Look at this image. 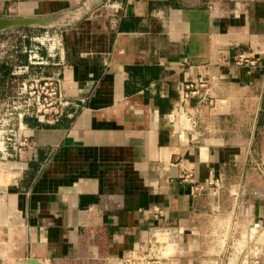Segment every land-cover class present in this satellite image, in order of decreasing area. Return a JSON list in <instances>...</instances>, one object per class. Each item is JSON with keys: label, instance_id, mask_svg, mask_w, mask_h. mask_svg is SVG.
<instances>
[{"label": "crops", "instance_id": "obj_1", "mask_svg": "<svg viewBox=\"0 0 264 264\" xmlns=\"http://www.w3.org/2000/svg\"><path fill=\"white\" fill-rule=\"evenodd\" d=\"M6 19L17 25L0 43L65 31L66 60L31 70L75 100L54 125L26 121L38 152L12 191L25 228L8 232V253L106 264L171 227L167 263L264 264V0H0ZM201 82L215 105L193 140L172 114L179 85ZM13 89L2 64L0 99ZM211 176L223 179L213 205ZM254 224L259 255L234 253Z\"/></svg>", "mask_w": 264, "mask_h": 264}, {"label": "built area", "instance_id": "obj_2", "mask_svg": "<svg viewBox=\"0 0 264 264\" xmlns=\"http://www.w3.org/2000/svg\"><path fill=\"white\" fill-rule=\"evenodd\" d=\"M15 35H18L19 41L9 39L0 43V65L10 68L14 86L10 96L0 99V231L20 229L24 225V219L21 224L19 211L11 208V186L14 185L13 182L16 188L18 187L29 162L37 158L38 147L33 141V130L28 126L27 119H34L38 124L54 125L65 117L67 109L75 104V100L62 91L58 76L43 77L32 74L31 70L46 67L50 61L57 58L66 60L65 31L54 28L39 35H29L25 32H17ZM43 52L46 57L42 55ZM21 54L27 57L26 64L20 63ZM206 86L207 83L201 82L199 85L181 83L178 87L179 100L172 116L178 130L189 132L193 140L201 135L205 123L204 111L215 105L211 96L201 92ZM193 100H196L194 106L191 104ZM254 170L264 182V162L255 163ZM208 187V200L210 205H213L220 199L223 179L211 176ZM200 192L199 187L194 188L195 196ZM248 227L242 239L237 240L238 236H234L236 240L232 242V246L236 245V249L232 251L235 253L238 250L240 254L244 253L246 258L257 257L262 250L263 244L259 240L263 236V227L259 224ZM208 236L220 239V235L209 233ZM178 237L179 232L174 228H152L145 245H139L125 257L108 261L106 264H171L167 263L171 255H166V251L173 238L176 243L172 247H176ZM48 262L47 258L12 255L0 242V264Z\"/></svg>", "mask_w": 264, "mask_h": 264}, {"label": "rangeland", "instance_id": "obj_3", "mask_svg": "<svg viewBox=\"0 0 264 264\" xmlns=\"http://www.w3.org/2000/svg\"><path fill=\"white\" fill-rule=\"evenodd\" d=\"M2 21V20H1ZM5 21H11V20H5ZM42 21H44V18L43 19H39L38 21H37V23H40V22H42ZM12 184H14V185H12L11 186V188H12V190H14V189H16V184L15 183H13L12 182ZM13 194V193H12ZM12 209L14 208V207H11ZM20 229H22V228H20ZM15 230H17V229H13V228H10V229H4V231H5V233H4V235H5V238L7 237V235L9 234L8 232H10V231H12L13 233H12V235H14L15 234V236H17V233H16V231ZM174 240H175V238L172 240V242L170 243V245H168V248H167V251H166V255H172L173 253H174V251H175V247H172L173 245H175V243L176 242H174ZM0 242H2V241H0ZM2 243H4V242H2Z\"/></svg>", "mask_w": 264, "mask_h": 264}, {"label": "bare ground", "instance_id": "obj_4", "mask_svg": "<svg viewBox=\"0 0 264 264\" xmlns=\"http://www.w3.org/2000/svg\"><path fill=\"white\" fill-rule=\"evenodd\" d=\"M15 196H14V194H12V200H11V207H14L13 206V204H15ZM21 207H14L13 209H15V210H18L19 211V213H20V216H21V224H22V222H23V213H22V211H21V209H20ZM24 225H23V229H22V232L24 231ZM4 233H5V231L4 230H1L0 231V241H2V242H4V238H5V235H4ZM27 237V236H26ZM174 239V238H173ZM27 241V240H26ZM2 245H5V244H3L2 243ZM19 255V254H18ZM20 256V255H19ZM22 256V255H21Z\"/></svg>", "mask_w": 264, "mask_h": 264}, {"label": "water", "instance_id": "obj_5", "mask_svg": "<svg viewBox=\"0 0 264 264\" xmlns=\"http://www.w3.org/2000/svg\"><path fill=\"white\" fill-rule=\"evenodd\" d=\"M16 21H5V20H2L0 21V31L1 30H4L8 27H11V26H16ZM18 25H21V24H18Z\"/></svg>", "mask_w": 264, "mask_h": 264}]
</instances>
